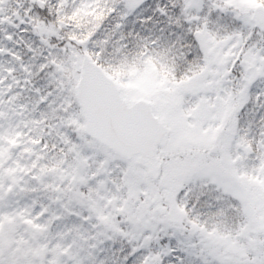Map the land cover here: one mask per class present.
Listing matches in <instances>:
<instances>
[{"label": "snow or ice", "instance_id": "obj_1", "mask_svg": "<svg viewBox=\"0 0 264 264\" xmlns=\"http://www.w3.org/2000/svg\"><path fill=\"white\" fill-rule=\"evenodd\" d=\"M0 264H264V0H0Z\"/></svg>", "mask_w": 264, "mask_h": 264}]
</instances>
